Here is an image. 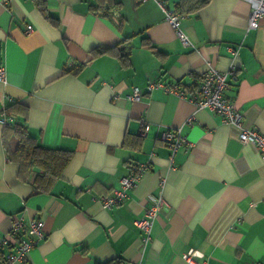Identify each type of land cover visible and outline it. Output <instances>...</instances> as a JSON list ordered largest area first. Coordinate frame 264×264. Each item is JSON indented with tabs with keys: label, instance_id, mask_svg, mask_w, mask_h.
<instances>
[{
	"label": "crops",
	"instance_id": "obj_1",
	"mask_svg": "<svg viewBox=\"0 0 264 264\" xmlns=\"http://www.w3.org/2000/svg\"><path fill=\"white\" fill-rule=\"evenodd\" d=\"M161 1L177 11L179 0ZM249 9L247 0H209L183 12L193 44L184 46L157 0H0V116L12 117L0 121V237L20 218V234L34 239L12 264H189V251L200 264L264 261V154L221 115L161 86L147 90L176 83L189 93L208 63L233 65L224 94L242 124L264 135V18L247 28ZM125 37L126 63L92 56ZM134 86L139 96L130 99ZM12 102L22 108L6 113ZM15 121L41 145L69 152L49 191L33 184L38 168L19 173L7 155L16 138L4 137V125ZM167 129L188 144L171 154ZM132 163L148 168L125 199L102 208L97 198L112 194ZM159 191L167 206L143 245L136 221ZM33 220L42 222L41 237Z\"/></svg>",
	"mask_w": 264,
	"mask_h": 264
},
{
	"label": "built area",
	"instance_id": "obj_2",
	"mask_svg": "<svg viewBox=\"0 0 264 264\" xmlns=\"http://www.w3.org/2000/svg\"><path fill=\"white\" fill-rule=\"evenodd\" d=\"M162 7L164 18L173 27L176 36L184 46H193L187 34L181 28V20L183 15L173 9L167 8L161 0H157ZM250 5L247 28H255L259 25L261 18H264V0H247ZM31 26L27 25V30ZM234 71V66L230 65L228 69L220 71L208 63L207 68L201 74L198 84L193 91L185 93L183 88H180L176 83L162 84L161 82H150L147 85V90L154 86H161L165 91H174L179 95H184L189 101L194 103L198 108H208L212 112L219 114L223 120L236 130L237 138L240 142H252L256 145L259 151L264 154V135L258 130L247 127L242 124V112L235 106L232 99L227 98L224 94L228 87L227 77L229 73ZM0 79H4V69L0 67ZM139 96L138 87H132V91L127 95L130 99H137ZM12 117L0 116V121L5 123L11 120ZM8 121V122H9ZM163 141L169 146L171 154L177 149L179 145L188 144L185 137L181 135L179 129H167L162 133ZM148 168L146 164L132 163L129 171L123 175L119 180V187L113 191L112 194L101 195L97 198L102 208L108 209L111 206L121 202L128 196V190L131 189L140 178L142 172ZM151 204L145 210V213L136 221L137 228L141 233L140 241L143 245L148 241L152 225L155 217L166 209V202L159 191L155 195L150 196ZM22 222L20 218L12 220L8 233L0 237V252L3 247L12 245L8 251L0 256V264H12L15 261H21L25 258L26 253L34 244V239L24 238L20 234ZM30 230L37 236H42V222L40 220H33L30 223ZM11 238V240L9 239ZM196 251H189L184 254V259L189 264H200L193 260V255ZM245 264H264V261H250Z\"/></svg>",
	"mask_w": 264,
	"mask_h": 264
},
{
	"label": "trees",
	"instance_id": "obj_3",
	"mask_svg": "<svg viewBox=\"0 0 264 264\" xmlns=\"http://www.w3.org/2000/svg\"><path fill=\"white\" fill-rule=\"evenodd\" d=\"M209 0H179L175 3V9L180 12H191L202 7ZM40 4V3H38ZM41 5V4H40ZM101 6V5H100ZM98 6L97 8L102 11V14L107 12L104 7ZM109 6V5H108ZM42 13L54 21L52 17L48 15L44 6H41ZM183 15V14H182ZM130 37H125L121 41L114 43L112 45H100L91 50L92 56L99 54H110L118 56L119 59L126 63L128 61L131 45L129 43ZM145 45L149 48H154V46L145 40ZM76 67L75 69H78ZM201 76V75H200ZM196 88V85L191 91ZM16 108H22L21 104L17 102H12L4 107L6 113H11L15 111ZM3 135H13L16 138V144L13 149L7 148L6 152L9 159L16 161L19 165V173L23 169H31L32 167L38 168L33 179V184L36 189L40 191H49L53 181L60 175L62 168L65 166L69 158V152L59 149L50 148L41 145L37 139L30 135L27 127L21 122H12L4 125ZM122 260L120 258L107 259L104 261H97L95 264H121Z\"/></svg>",
	"mask_w": 264,
	"mask_h": 264
}]
</instances>
